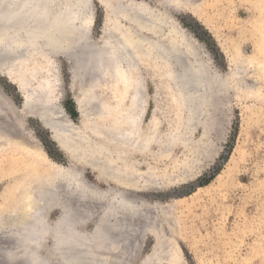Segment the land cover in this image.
Listing matches in <instances>:
<instances>
[{
	"label": "rangeland",
	"instance_id": "rangeland-1",
	"mask_svg": "<svg viewBox=\"0 0 264 264\" xmlns=\"http://www.w3.org/2000/svg\"><path fill=\"white\" fill-rule=\"evenodd\" d=\"M192 1L193 7L186 9L183 5L187 0H178L177 7L168 0H87L88 43L104 49L111 41L114 18L123 22L133 7L149 9L158 16L168 15L171 25L167 34L175 24L195 44L193 60L181 59L183 63L180 60L172 71H166L156 58L144 65L143 129L149 137L157 136L160 143L153 144L146 154L148 159L138 165L143 177L135 181L145 188L133 194L158 205L159 212L162 208L171 211L175 236L188 264H264V74L259 68L264 51H257L259 44L264 48V0ZM40 46L45 49L42 41ZM78 49H74L76 54L86 58L90 54L87 59H92L87 64L90 71L87 67L89 72L84 70L82 85L75 82L80 65L77 62L81 63L76 59L81 57L40 50L21 60L17 68H0V95L23 110V95L11 78L27 92L29 88L42 91L40 82L49 80L48 90L40 93L48 96L51 89L49 98L64 109L69 124L77 129L75 133L85 136V144L92 147L96 142L91 127L97 130L118 104L126 103L127 90L110 77V56H106L103 66L100 60L91 58L90 51L80 48V53ZM242 58H253L252 65H246L245 78L250 83L254 81L256 87L249 91L238 84ZM189 68L207 70L203 77L188 81L185 72ZM90 96H97V104L89 102ZM194 101L201 103V113L189 116L186 107ZM83 103L92 105H86L91 109L86 118L80 113ZM26 122L23 130L32 135L36 150L40 146L46 155L45 161L37 155L32 159L37 163L36 171L46 169L56 176L66 168L98 190L115 188V184L100 180L93 168L81 163L89 151L85 155L78 153L80 161H76L77 155L62 151L37 119L27 116ZM17 149L13 152L10 147L2 148L0 160L14 153L30 161L24 150ZM58 179L59 176L53 181ZM13 185L11 179H0V197ZM156 186L169 188H152ZM168 229L171 232L170 225ZM152 247L153 238L149 237L143 255H148Z\"/></svg>",
	"mask_w": 264,
	"mask_h": 264
},
{
	"label": "bare ground",
	"instance_id": "bare-ground-1",
	"mask_svg": "<svg viewBox=\"0 0 264 264\" xmlns=\"http://www.w3.org/2000/svg\"><path fill=\"white\" fill-rule=\"evenodd\" d=\"M85 1L87 0H0V68H10L11 65L17 68L21 60L40 50L51 55L65 53L77 58L79 55L74 49L79 46V49L90 51L93 55L91 58H97V62L100 60L103 66L106 56H110V77L113 76L117 86L122 83L124 90H127L126 103L118 104L108 118L104 116L106 112L102 113L107 119L101 122L97 130L91 127L96 142L92 147L85 144V136L76 133L72 136V132L77 130L73 126L72 132L69 128L67 130L64 123L59 124L62 129L58 128L55 124L57 116L55 117L52 111H46V117L41 119L44 128L51 132L52 139L62 151L71 156L76 154V150L80 155L89 151L90 154L85 155L81 163L93 168L100 180L115 184V188L109 191L98 190L86 184L79 174L66 168H60L64 172H58L56 176L52 175L50 170L39 168L40 170L36 171L37 163L32 159L37 155L45 161L46 155L40 146L36 150L30 132L24 130V138H17L13 134V137L7 135L5 128H0L3 130L0 131V150L10 147L14 152L15 147L21 148L30 160L26 162L23 157L14 153L10 158L0 160V179L8 178L14 182L0 197V264H188L175 236L177 232L172 224L171 211L162 208L159 212L158 205L136 197L133 192L137 193L145 188L135 181L143 177V174L138 172V165L148 159L146 154L149 153L150 147L160 143L157 136L149 137L143 129L146 107L144 65L149 63L151 58H156L163 62L166 71H172L181 59L193 60L195 44L193 45L187 34L180 32L175 24L167 34V28L171 25L168 15L158 16L149 9L137 10L131 7L130 14L127 13L128 16L123 18V22L117 17L114 18L111 41L104 49L98 50L88 43L86 18L89 5ZM168 1L177 7L178 0ZM187 1L183 8L191 9L193 1ZM127 6L129 8V5ZM40 41L45 44V49L41 48ZM257 51H264L261 44ZM83 56H79L82 60L76 59V62H81H77L80 65L77 66L75 76V82L79 85L83 84L85 69L92 60L87 59L90 54L87 58ZM252 59L242 58L238 67V84L245 91L256 87L254 81L250 83V80L245 78L246 65H252ZM83 60L85 64H82ZM156 63L158 62L155 61ZM259 66L264 74V62ZM203 70L189 68L185 76L188 81L203 77L207 69ZM49 75L55 77L51 73ZM181 80L183 85H188L187 81ZM48 81L40 82L42 91L48 87ZM11 82L18 85L23 95L25 116L40 122L28 104L39 96L41 90L36 92L29 88L27 92L14 77ZM50 92L51 89L47 92L48 98ZM96 100L97 96L89 97V102L97 104ZM86 105L83 103L80 107L83 118H86L91 110L86 108L92 106ZM186 108L191 116L201 113L202 106L194 101ZM53 119L55 123L52 122ZM49 122L52 124H48ZM76 139L81 140L77 146L75 144L79 143V140ZM60 175L67 185L62 186L53 181L57 176L60 180ZM152 188L166 190L169 187ZM149 237L153 238V247L150 253L144 256Z\"/></svg>",
	"mask_w": 264,
	"mask_h": 264
},
{
	"label": "water",
	"instance_id": "water-1",
	"mask_svg": "<svg viewBox=\"0 0 264 264\" xmlns=\"http://www.w3.org/2000/svg\"><path fill=\"white\" fill-rule=\"evenodd\" d=\"M37 98L30 100L28 107L29 108L31 107L33 115H36L39 118V120H41L40 121L41 123L40 122L39 123L41 124V126L43 128H44V125L42 123L41 118L46 117L45 116L46 111H52L55 114V117L57 116V118L58 117L60 118V119L56 118L57 122L54 119H53L54 121L52 120V122H54V123L56 122L55 124L58 125V128L62 129V127L59 124L64 123V125H66V127H67V130L70 129L71 132L73 131L71 125L69 124L70 121L68 119V116L61 106H59L56 103H54L53 101H51L47 96H44L43 93H40ZM56 109H57V111H56ZM56 112H57V114H56ZM50 114H51V112H50ZM25 115L26 114H25L24 109L20 110L19 108H17V106H15V104H13L9 100H7L4 96L0 95V128H5L6 130L4 132L7 135L12 136V134H13L14 137L24 138L25 134H24L23 128L27 124ZM50 118H52V117H50ZM50 118H48V120H50ZM48 124H52V123L49 122ZM55 124H53V125H55ZM0 131H3V130H0ZM71 132H66V133L69 134ZM73 133H75V132L74 131L72 132V136H73ZM51 137H52V135H51ZM74 138H76V136ZM76 140H79V143L76 142V144H75L77 146V144H80L81 140L80 139H76ZM78 153H79V151L76 150V154H78ZM74 159H76V161H80V156L78 155ZM64 174L65 173H63V175ZM81 175H82V173H81ZM60 178L61 179L59 181H57L59 185L65 186L68 184L66 181L62 180L61 175H60Z\"/></svg>",
	"mask_w": 264,
	"mask_h": 264
}]
</instances>
